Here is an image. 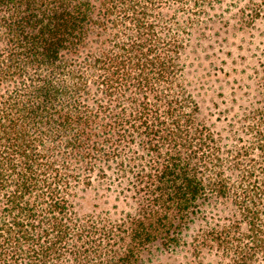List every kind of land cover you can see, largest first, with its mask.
Segmentation results:
<instances>
[{"label": "trees", "instance_id": "1", "mask_svg": "<svg viewBox=\"0 0 264 264\" xmlns=\"http://www.w3.org/2000/svg\"><path fill=\"white\" fill-rule=\"evenodd\" d=\"M223 1L0 0V264L264 253V100L227 147L180 82Z\"/></svg>", "mask_w": 264, "mask_h": 264}, {"label": "rangeland", "instance_id": "2", "mask_svg": "<svg viewBox=\"0 0 264 264\" xmlns=\"http://www.w3.org/2000/svg\"><path fill=\"white\" fill-rule=\"evenodd\" d=\"M253 4L258 6V14H252L248 8ZM198 19L205 30L198 32L189 28L187 32L191 39L183 50L182 63L187 65L180 82L196 97L205 123L215 133L225 136L223 143L227 147L237 146L235 138H242L240 145H248L251 141L245 130L248 123L238 124L241 113L252 112L264 100L261 92L264 0H224L221 7L200 13ZM233 127L234 132L238 131L235 136L229 132ZM229 137L233 140L229 141ZM228 214V209H217L215 216L213 213L210 216L214 220L209 222L212 226L223 225ZM201 228L205 226H194L190 235ZM186 242L191 244L190 239ZM194 253L187 246L175 254L155 253L146 261L147 264H232L230 256L219 253L217 248ZM252 264H264V253L255 255Z\"/></svg>", "mask_w": 264, "mask_h": 264}]
</instances>
